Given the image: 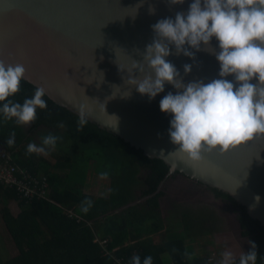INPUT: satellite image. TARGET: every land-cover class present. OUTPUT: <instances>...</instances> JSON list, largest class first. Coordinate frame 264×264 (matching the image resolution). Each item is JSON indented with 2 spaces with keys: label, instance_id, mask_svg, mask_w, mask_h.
Segmentation results:
<instances>
[{
  "label": "water",
  "instance_id": "95a60500",
  "mask_svg": "<svg viewBox=\"0 0 264 264\" xmlns=\"http://www.w3.org/2000/svg\"><path fill=\"white\" fill-rule=\"evenodd\" d=\"M189 3L0 0V60L24 64V80L43 87L54 103L115 134L144 156L163 160L171 174L178 173L213 197L238 223L230 204L208 189L227 195L264 228V134L224 152L203 150L200 160H190L174 151L176 145L167 131L171 114L159 109L162 96L178 89L166 82L164 91L149 99L128 83V73L122 70L130 68L133 59H142L154 38L151 25L164 17L174 18ZM214 50L219 49L213 37L207 50L191 49L192 57L175 54L170 45L166 59L179 69L183 83L208 82L218 78ZM185 63L191 65L187 73ZM256 194L258 203L253 199Z\"/></svg>",
  "mask_w": 264,
  "mask_h": 264
},
{
  "label": "trees",
  "instance_id": "16d2710c",
  "mask_svg": "<svg viewBox=\"0 0 264 264\" xmlns=\"http://www.w3.org/2000/svg\"><path fill=\"white\" fill-rule=\"evenodd\" d=\"M35 88L23 79L12 99L22 102ZM43 98L47 108L37 109V118L28 128L14 120L0 121V152L6 151L14 165L31 175L45 177L49 190V201L28 203L0 182V211L19 252L8 260L0 254V264H117L119 260L130 264L133 255L141 260L151 255L152 264H213L196 255L193 244L223 231L220 216L207 207L173 204V217L182 228L177 233L167 227L162 215L163 188L178 173L171 174L163 160L144 156L96 124L86 119L81 123V117L48 95ZM13 131L15 143L9 146L6 139ZM47 133L60 137L54 148L56 163L26 151L34 136ZM91 173L107 180L105 196L84 193ZM208 190L237 212L242 236L256 243L257 264H264L261 224L227 195ZM85 198L93 202L87 213L80 211ZM11 203L17 207L16 215Z\"/></svg>",
  "mask_w": 264,
  "mask_h": 264
},
{
  "label": "clouds",
  "instance_id": "9594fccd",
  "mask_svg": "<svg viewBox=\"0 0 264 264\" xmlns=\"http://www.w3.org/2000/svg\"><path fill=\"white\" fill-rule=\"evenodd\" d=\"M170 2L183 4L185 0ZM151 28L154 38L145 46L142 59H133L130 68L122 70L128 73V83L149 99L163 92L166 82L178 89L167 92L159 101L160 111L171 114L167 131L176 145L174 151L198 161L203 150L224 152L264 134V0H190L186 11H177L174 18L159 19ZM213 37L219 49L214 50L218 78L183 83L179 69L166 59L170 45L175 54L192 57L195 53L191 49L203 46L207 50ZM183 69L187 73L191 65L185 63ZM25 73L24 64L0 60V121L28 125L36 120L37 109L47 108L45 89L40 86L22 102L12 99L20 91ZM230 74L232 79H226ZM59 139L47 133L41 136L40 144L30 141L26 151L46 154ZM6 143H15V131ZM253 199L258 203L260 196L256 194ZM92 204L85 198L80 211L87 213ZM248 245L238 260L231 251H223L220 264H257V245L252 240ZM152 259L151 255L143 260L133 255L130 264H152Z\"/></svg>",
  "mask_w": 264,
  "mask_h": 264
},
{
  "label": "rangeland",
  "instance_id": "374dc122",
  "mask_svg": "<svg viewBox=\"0 0 264 264\" xmlns=\"http://www.w3.org/2000/svg\"><path fill=\"white\" fill-rule=\"evenodd\" d=\"M28 125H24L28 128ZM33 141L40 144L41 138L34 136ZM3 148L0 147V150ZM56 150L51 149L46 154H41L51 163H56L55 160ZM108 190V182L103 177L96 174H88L84 193L93 197L105 196ZM166 193V197L161 201V211L163 217L166 219L168 228H171L175 232L182 230L181 226L173 217L172 205H181L185 208L197 209L201 207H207L213 210L218 216L221 217L223 231L207 236L201 239L199 242H195L194 250L196 255L205 257L206 260L214 253V259L211 261L213 264H220L222 259L221 253L225 250H229L233 253V258H238L242 251L249 249V239L243 237L241 234V228L237 221H235L229 213H227L214 199L201 190L195 188L190 182L184 180L178 175H174L170 178L163 188ZM0 205V210H1ZM12 214L16 215L18 212L15 204L11 203ZM18 249L16 248L13 238L9 233L4 219L0 211V254L3 260H8L18 255ZM208 261V260H207Z\"/></svg>",
  "mask_w": 264,
  "mask_h": 264
},
{
  "label": "built area",
  "instance_id": "2783aa9c",
  "mask_svg": "<svg viewBox=\"0 0 264 264\" xmlns=\"http://www.w3.org/2000/svg\"><path fill=\"white\" fill-rule=\"evenodd\" d=\"M0 182L5 187L15 190L20 199L28 203L35 199L49 201L47 179L42 176H33L25 169L14 165L11 156L6 151L0 152ZM67 214L71 218L74 217L73 213L70 211H68ZM98 242L101 245H104L106 241ZM211 255L212 257L210 256L207 259L208 262L213 261L214 259V253H211ZM117 264L129 263L119 260Z\"/></svg>",
  "mask_w": 264,
  "mask_h": 264
}]
</instances>
